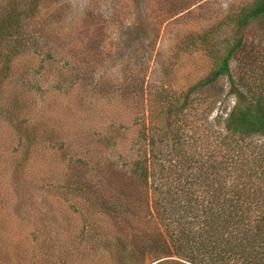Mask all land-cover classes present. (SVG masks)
<instances>
[{
	"label": "trees",
	"instance_id": "16d2710c",
	"mask_svg": "<svg viewBox=\"0 0 264 264\" xmlns=\"http://www.w3.org/2000/svg\"><path fill=\"white\" fill-rule=\"evenodd\" d=\"M37 2L21 5L16 0L0 12V44H19L0 54L4 79L10 76L12 55L23 43L22 22L35 16ZM222 23L228 24L222 35L214 25L213 30L191 31L184 38L191 52L200 48L209 57L211 67L204 76L182 89L165 82L136 83L131 99L149 108L148 124L143 122L135 134L118 130L110 136L111 127L106 134L95 133L107 148H116V155L95 159L91 153L96 162L90 171L79 160L69 167L75 178L49 182L56 190L86 198L90 208L75 209L84 222L74 229L76 235L66 241L70 229L66 233L64 227L47 223L38 229L44 234L38 253L14 239L6 250L8 260L264 264V0L232 3L219 26ZM224 78L236 99L224 119L226 130L196 129L191 116L208 120L205 108L212 105L211 112L223 90L212 97L208 92ZM17 97L5 100L8 111L28 116ZM60 141L57 148L63 149ZM8 260L4 264H10Z\"/></svg>",
	"mask_w": 264,
	"mask_h": 264
},
{
	"label": "rangeland",
	"instance_id": "374dc122",
	"mask_svg": "<svg viewBox=\"0 0 264 264\" xmlns=\"http://www.w3.org/2000/svg\"><path fill=\"white\" fill-rule=\"evenodd\" d=\"M13 1L0 0V12ZM17 1L27 5L31 0ZM242 1L38 0L35 16L22 22L23 43L12 55L10 76L4 79L0 68L4 103L18 96L28 114H10L0 103V264L8 260L6 250L14 239L38 253L44 237L38 229L47 223L66 233L70 229L66 241L76 235L74 229L84 222L75 209L86 212V198L49 182L75 178L69 167L79 160L90 171L96 162L91 153L95 159L116 155V148H107L95 133L106 134L111 127L110 136L118 130L135 134L143 122L148 124L149 108L131 99L136 83L165 82L182 89L204 76L209 57L200 48L191 52L185 36L214 25L222 35L228 24L219 23L232 3ZM0 46L3 56L19 44L2 41ZM227 81L221 79L208 92L212 97L223 90L211 112L212 105L199 108L206 107L208 120L191 116L196 129L226 130L224 119L236 103ZM60 140L63 149L57 148ZM129 140L125 137L128 145ZM8 262L18 264L13 258Z\"/></svg>",
	"mask_w": 264,
	"mask_h": 264
}]
</instances>
